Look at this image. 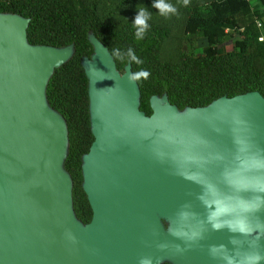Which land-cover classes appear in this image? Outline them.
Listing matches in <instances>:
<instances>
[{
    "label": "water",
    "instance_id": "water-1",
    "mask_svg": "<svg viewBox=\"0 0 264 264\" xmlns=\"http://www.w3.org/2000/svg\"><path fill=\"white\" fill-rule=\"evenodd\" d=\"M28 24L0 14V264H264V98L179 112L153 96L147 116L130 64L120 74L89 34L82 224L66 123L45 97L74 48L29 45Z\"/></svg>",
    "mask_w": 264,
    "mask_h": 264
},
{
    "label": "trees",
    "instance_id": "trees-1",
    "mask_svg": "<svg viewBox=\"0 0 264 264\" xmlns=\"http://www.w3.org/2000/svg\"><path fill=\"white\" fill-rule=\"evenodd\" d=\"M113 12L97 0H0V14L29 20V45L74 48L72 59L54 71L45 91L48 105L67 124L69 151L64 165L68 172L93 142L87 79L81 67V60L93 53L89 34L106 47L118 71L130 64L131 73H149L135 80L140 111L147 116L153 96L165 95L178 109L203 108L222 97L252 92L264 98V42L259 41L264 34V0H211L205 10L188 12L185 40L194 43L201 36L206 46L199 57L181 55L173 61L160 59L169 28L150 23L137 35L138 27L128 21L117 24ZM78 131L81 140L76 144ZM85 205L86 213L78 214L76 209V214L88 224L92 213L87 201Z\"/></svg>",
    "mask_w": 264,
    "mask_h": 264
},
{
    "label": "rangeland",
    "instance_id": "rangeland-1",
    "mask_svg": "<svg viewBox=\"0 0 264 264\" xmlns=\"http://www.w3.org/2000/svg\"><path fill=\"white\" fill-rule=\"evenodd\" d=\"M210 1L211 0H188L187 4H185L184 0H164V3L169 4L170 6L175 8V12H167L163 14L160 13L157 8L152 6L157 2V0H97V3L99 2V5H104L108 10L114 11V20L117 24H121L122 22L128 21L138 28L139 26L134 24L135 16L138 14L139 11V7H137V5L145 8L147 17L145 20L146 25L152 23L155 25L165 26L169 28L170 37L162 44L160 59L163 61H173L177 60L178 57L181 55H188L191 57H199L202 55V49L206 46V40L199 36L196 42H187L185 40L186 36L184 34V24L187 19L188 12H192L196 9L200 11L205 10L206 7L209 6ZM257 7L258 6H256V8ZM225 47L227 50H230L229 44H226ZM123 71L124 70H120V74H123ZM184 109L178 110L179 112H183ZM79 134L80 133L78 131L76 133V144L81 140V136H79ZM68 151L69 138L67 146V155ZM83 156H81V158ZM81 158L78 162L74 163L73 169L69 172L65 169V165L63 166L64 171L68 174L71 180L72 210L76 219L79 222L81 221L77 218L76 209L78 211V214H82V212L86 213L85 201H87L86 196L82 190L83 178L81 171Z\"/></svg>",
    "mask_w": 264,
    "mask_h": 264
},
{
    "label": "clouds",
    "instance_id": "clouds-1",
    "mask_svg": "<svg viewBox=\"0 0 264 264\" xmlns=\"http://www.w3.org/2000/svg\"><path fill=\"white\" fill-rule=\"evenodd\" d=\"M188 0H184V3L187 4ZM153 7L157 8L160 13H167V12H175V8H173L172 6H170L169 4H166L164 3V0H157V2L155 4L152 5ZM137 7H139V11H138V14L135 16V19H134V24L139 26V29H138V32H137V35H139V33L143 32L144 29L147 27L146 23H145V20H146V10L145 8L137 5ZM131 52V49L129 50ZM132 59L134 61H137V58L133 55L132 56ZM137 63H139V61H137ZM149 75L148 72L146 71H141V72H138V73H131L129 75V81H135V80H138L140 77H144V78H147ZM211 219V217H210ZM214 227L218 228L219 225H214ZM235 230V229H233ZM240 231H244V228L241 227L239 229ZM257 261L260 259L259 256H257L255 258Z\"/></svg>",
    "mask_w": 264,
    "mask_h": 264
},
{
    "label": "built area",
    "instance_id": "built-area-1",
    "mask_svg": "<svg viewBox=\"0 0 264 264\" xmlns=\"http://www.w3.org/2000/svg\"><path fill=\"white\" fill-rule=\"evenodd\" d=\"M256 24H257V28H258L259 30H261L262 25L260 24V22L257 21ZM259 41H260V42H264V34H263V33L260 34Z\"/></svg>",
    "mask_w": 264,
    "mask_h": 264
}]
</instances>
